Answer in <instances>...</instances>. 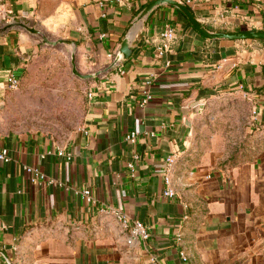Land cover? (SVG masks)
Masks as SVG:
<instances>
[{
  "label": "crops",
  "instance_id": "crops-1",
  "mask_svg": "<svg viewBox=\"0 0 264 264\" xmlns=\"http://www.w3.org/2000/svg\"><path fill=\"white\" fill-rule=\"evenodd\" d=\"M152 1L9 0L0 7V104L6 75L20 78L26 66L30 32L7 29L14 19L66 35L78 46L82 72H101L88 80V111L67 142L0 136L12 157L0 162V264H264V151L225 166V151L198 137L206 107L226 93L248 100V131L264 134V42L207 40L164 5L134 31L132 56L114 64ZM178 1L209 31H264V0ZM167 26L178 39L159 55ZM148 81L152 99L143 105ZM132 132L134 143L126 141ZM172 155L175 196L168 198ZM26 165L54 184H32ZM114 212L142 222L148 239L129 244Z\"/></svg>",
  "mask_w": 264,
  "mask_h": 264
},
{
  "label": "rangeland",
  "instance_id": "rangeland-1",
  "mask_svg": "<svg viewBox=\"0 0 264 264\" xmlns=\"http://www.w3.org/2000/svg\"><path fill=\"white\" fill-rule=\"evenodd\" d=\"M20 23L35 28L38 34L17 27L28 35L26 66L18 88L8 89L0 104V136L38 134L62 144L83 124L89 105V81L72 73L74 54L77 69L84 74L78 64V46L59 43L70 38L36 20ZM253 111L238 93H226L206 107L201 120L204 132L198 137L205 141L204 147L213 145L225 151L222 165H234L264 151V134L248 131Z\"/></svg>",
  "mask_w": 264,
  "mask_h": 264
},
{
  "label": "built area",
  "instance_id": "built-area-1",
  "mask_svg": "<svg viewBox=\"0 0 264 264\" xmlns=\"http://www.w3.org/2000/svg\"><path fill=\"white\" fill-rule=\"evenodd\" d=\"M9 0H0V7H3L7 5ZM5 15H8L9 12L7 9H3L2 11ZM19 23L18 20L14 19L10 22L11 24ZM105 37V35H103ZM178 39L177 32L175 28H172L170 26H167L165 30L162 32L159 38L158 46H157V52L159 55H163L165 53L171 52L173 50L174 45L176 44ZM6 82L8 89H16L18 88L20 84V79L15 76L13 73H8L6 75ZM151 85V82H146V89L143 92L144 98L142 101L143 105H147L151 99H152V93L150 92L149 86ZM90 97V94H89ZM138 134L136 132H132L127 135L126 141L130 143H134L137 139ZM10 149L0 148V162L8 163L12 160ZM62 155V153H60ZM135 159L137 160L138 157L135 156ZM175 156L172 155L167 159L168 167L166 169V175H165V183L167 185V188L164 192V196L168 198H173L175 196V189L172 185V180L170 178V174L172 173L173 166L175 165ZM130 167L133 168V164H130ZM25 172L29 175V181L32 184H35L39 187H43L47 184H54L53 181H50L46 174L38 167L34 166H24ZM84 200L88 203H93V195L92 191L90 189H85L81 192ZM114 215L118 219V221L121 223L124 229L129 231V244H132L133 241L136 240L137 237H142L144 239H148L149 235L148 232L143 225L142 222L136 221L132 225L129 221V219L126 217L125 214L120 212H114ZM183 260L186 261L187 257L182 256Z\"/></svg>",
  "mask_w": 264,
  "mask_h": 264
},
{
  "label": "water",
  "instance_id": "water-1",
  "mask_svg": "<svg viewBox=\"0 0 264 264\" xmlns=\"http://www.w3.org/2000/svg\"><path fill=\"white\" fill-rule=\"evenodd\" d=\"M171 6L173 8H176L190 23L192 28L199 33L203 38L207 40H227V41H234V42H240V41H258V42H264V31L260 30H241V31H227V32H212L209 31L193 14L192 10L183 2H180L178 0H154L151 3H149L138 15V17L132 22L130 25L128 32L126 36L124 37L121 47L119 49V52L116 56L115 63H118L121 60L129 59L133 54V49L131 48L132 44V35L134 31L140 26L144 25L147 17L157 8L161 6ZM20 27L24 28L28 32L32 34H38V31L33 28L29 27L24 23H15L11 24L7 27V29ZM59 43L61 44H67L71 46H76V43L71 40H59ZM74 53V52H73ZM72 73L83 79V80H91L95 77H98L101 72L92 73V74H81L76 65L75 55L72 54Z\"/></svg>",
  "mask_w": 264,
  "mask_h": 264
},
{
  "label": "trees",
  "instance_id": "trees-1",
  "mask_svg": "<svg viewBox=\"0 0 264 264\" xmlns=\"http://www.w3.org/2000/svg\"><path fill=\"white\" fill-rule=\"evenodd\" d=\"M146 6H147V5H146ZM146 6H145V7H146ZM145 7H142V9H144ZM188 24H189V26H191L189 22H188ZM237 31H240V30H237ZM225 32H227V31L225 30ZM261 43H263V42H261Z\"/></svg>",
  "mask_w": 264,
  "mask_h": 264
}]
</instances>
